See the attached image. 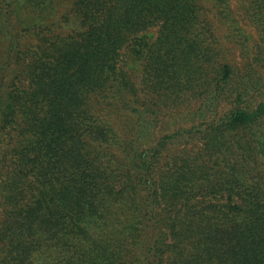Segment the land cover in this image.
Listing matches in <instances>:
<instances>
[{
	"label": "trees",
	"instance_id": "16d2710c",
	"mask_svg": "<svg viewBox=\"0 0 264 264\" xmlns=\"http://www.w3.org/2000/svg\"><path fill=\"white\" fill-rule=\"evenodd\" d=\"M0 264H264V0H0Z\"/></svg>",
	"mask_w": 264,
	"mask_h": 264
}]
</instances>
